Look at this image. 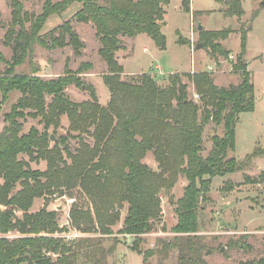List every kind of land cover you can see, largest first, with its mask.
I'll list each match as a JSON object with an SVG mask.
<instances>
[{"label": "trees", "instance_id": "1", "mask_svg": "<svg viewBox=\"0 0 264 264\" xmlns=\"http://www.w3.org/2000/svg\"><path fill=\"white\" fill-rule=\"evenodd\" d=\"M73 2L81 4L75 19L91 22L100 42L98 52L106 63L102 79L109 91L105 105L99 102L92 85H86L90 98L80 102L65 91L70 84L84 83L79 74L92 67L89 62L80 63L76 72L66 66L62 75L49 79L35 72L15 71L35 43L46 48L70 45L80 53L83 41L68 20L40 33L50 15L63 12ZM168 3L169 0H45L42 12L36 15L24 11L20 1L11 0L12 24L6 35L7 43H14V54L0 76V102L6 101L13 90L20 96L4 114L5 124L0 131V264H78L80 243L54 235L67 228L60 226L58 211L47 207L55 196L65 194L76 197L69 209V222L81 233L111 235L120 220V210L126 206L118 232L134 236L131 249L141 253L142 235L161 217L160 196L172 190L180 175L186 184L174 205L177 219L170 228L174 235L160 240V251L175 249V264H208L204 258L208 248L199 233L198 215L201 201L208 199L212 179L242 171L253 158L264 156V149L258 146L243 159L228 155L235 149L239 114L253 111L255 106L254 85L244 58L251 25L240 27L241 50L233 63L240 82L218 86L206 70L186 73L198 95L194 100L189 98L187 83L177 71L168 74L165 84L158 83L150 72L124 78L123 65L116 57L124 47L122 37L138 34L149 36L158 49L166 48L162 26ZM182 9L193 19L200 14L191 10L190 0H182ZM244 12L241 0H227L226 16L240 18ZM258 12L253 10L251 19ZM14 25H18L17 30ZM230 30L201 28L196 45L208 49L211 58L226 56L229 51L220 40ZM176 34L178 43H190L180 32ZM62 115L67 116L68 126L64 134L57 135ZM29 116L39 118L42 128L31 126L23 132V121ZM209 121L222 124L223 131L212 135L211 147L204 155L203 132ZM70 139L78 140L73 150ZM148 152L153 154L156 170L144 161ZM33 161H45V169L32 168ZM244 178L256 181L248 175ZM231 187L230 184L227 189ZM40 197L44 198L43 206L30 211L35 198ZM9 232L19 235L9 238ZM247 236L230 239L228 246L250 248ZM239 264H264V256Z\"/></svg>", "mask_w": 264, "mask_h": 264}, {"label": "rangeland", "instance_id": "2", "mask_svg": "<svg viewBox=\"0 0 264 264\" xmlns=\"http://www.w3.org/2000/svg\"><path fill=\"white\" fill-rule=\"evenodd\" d=\"M18 1L22 3L24 11L36 15L42 12L45 2V0ZM190 1L191 7L200 13L192 20L191 26L189 14L182 9V0H169L168 5L165 6L166 22L162 27L166 36L164 50L158 49L149 36L141 34L136 39L135 45L133 40L122 38L125 48L116 52V57L121 61L125 73H135L124 75V78L150 72L158 83L165 84L168 81V74L177 71L182 75V80L187 83L189 98L198 100L194 85L185 74L206 70L211 73L214 83L218 86L227 87L230 84L239 83L241 76L234 70L233 63L237 53L241 50L240 27L251 25L247 32L244 58L248 63L247 68L254 85L255 106L253 111L239 114L236 123L235 149L228 152L229 156L243 159L256 146L264 149V0H241L245 12L240 18L224 14L227 6L226 0ZM80 6L79 2H73L63 12L50 15L40 31L42 34L47 33L68 20L83 41L80 53L77 54L70 45L46 48L35 43L24 62L15 67V71L35 72L43 79H49L62 75L66 66L72 72H76L80 63L89 62L92 67L79 74L84 83L81 86L70 84L65 91L72 100L80 102L90 98L86 85H92L96 90L99 102L105 105L109 100V91L102 79V74L106 71V63L98 52L100 42L93 24L79 22L74 17ZM255 9H259V12L254 19H251L252 11ZM198 23L202 24L203 29L210 31L231 28L228 36L220 40L222 46L229 51L226 56L217 55L215 58L209 59L208 49L201 47L199 51L194 52L187 44L177 42L176 32H181L188 38L192 33L189 44L194 50H197L195 44L199 41ZM11 24V0H0V76L9 67L14 54V43H7L6 35ZM14 28L17 30L18 25H14ZM54 34L58 35L56 31ZM19 96L20 92L13 90L9 93L6 101L0 102V131L5 124L4 114L9 111ZM31 126L41 129L42 124L39 123V118L27 117L23 121L22 131L27 132ZM67 126V116L62 115L61 125L56 130L57 135L64 134ZM49 131L52 132V128ZM222 131V124L218 125L209 121L205 125L202 142L204 155L211 147L212 135H220ZM86 140L92 141L89 136H86ZM69 144L73 150L77 147L78 140L70 139ZM21 157L27 159L25 155H21ZM259 157L256 160L253 158L252 162L242 171L225 176H215L212 179L208 199L200 203L199 233L203 235V242L209 249H206L204 253L208 264H239L264 256V176L262 175V173L264 174V156ZM144 161L151 168L157 169L152 152L146 154ZM30 165L32 168L43 170L46 163L45 161H33ZM244 175H248L256 181L247 182ZM185 184V177L180 175L172 190L169 193L161 194V217L154 221L149 232L142 235V242L139 245L141 253L131 249L134 236L118 232L122 226L126 206L120 210V220L113 226L111 235L101 236L78 232L75 234L76 231L70 227L69 222L71 204H68L66 199L75 198L76 200V197L66 194L55 196L47 207L58 211L60 226L67 229L54 235L63 236L66 241L74 242V244L79 245L80 243L77 252L78 264H175L177 251L169 249L161 252L160 240H169L174 235L170 231L177 219L174 205L182 195ZM230 184L232 187L227 189ZM43 204L44 198H35L30 211L38 210ZM18 215L21 217L20 213ZM243 234L248 235L246 243L250 245V248L228 246L230 239H237ZM17 235H19L17 232H9L6 236L12 238ZM88 238L90 239L85 241ZM222 247L223 250H221ZM148 251H153V253L149 255ZM145 252H147L146 255H144Z\"/></svg>", "mask_w": 264, "mask_h": 264}, {"label": "crops", "instance_id": "3", "mask_svg": "<svg viewBox=\"0 0 264 264\" xmlns=\"http://www.w3.org/2000/svg\"><path fill=\"white\" fill-rule=\"evenodd\" d=\"M226 3H227V0H226ZM168 5V4H167ZM166 5V6H167ZM190 8H191V10L192 11H195V9H193L192 7H191V1H190ZM189 14V17H190V26H191V24H192V20H193V18H192V14L191 13H188ZM164 22H166V20H165V15H164ZM163 27V26H162ZM181 33V32H180ZM182 34V33H181ZM191 34L192 33H190V37H191ZM141 34H138V35H136V36H134V37H122V38H126V39H130V40H133V44L135 45V41H136V39L140 36ZM183 35V34H182ZM184 36V35H183ZM193 36H194V34H193ZM184 37H186L187 39H189L190 40V37L188 38L187 36H184ZM191 41V40H190ZM192 44V43H191ZM188 46H189V48L191 49V50H193L194 52H196V51H199L200 49L199 48H201V47H197V45L195 44V47L196 48H198L197 50H194V48L192 47V46H190V44H187ZM124 48L125 47H123V48H121L120 50H124ZM120 50H118V51H120ZM117 51V52H118ZM116 56H117V53H116ZM209 57V59H211V57L210 56H208ZM117 60L119 61V63H121V61L119 60V58L117 57ZM124 74L125 75H127V74H135V73H130V72H128V73H125L124 72ZM260 157H258V158H255V160L256 159H259Z\"/></svg>", "mask_w": 264, "mask_h": 264}, {"label": "built area", "instance_id": "4", "mask_svg": "<svg viewBox=\"0 0 264 264\" xmlns=\"http://www.w3.org/2000/svg\"><path fill=\"white\" fill-rule=\"evenodd\" d=\"M64 196V195H63ZM67 203L68 204H72L74 201H75V198H67L66 199ZM76 232H74L75 234L78 232V233H81L79 232L78 230L74 229ZM127 235V234H126Z\"/></svg>", "mask_w": 264, "mask_h": 264}, {"label": "water", "instance_id": "5", "mask_svg": "<svg viewBox=\"0 0 264 264\" xmlns=\"http://www.w3.org/2000/svg\"><path fill=\"white\" fill-rule=\"evenodd\" d=\"M201 28H202V24L201 23H198L197 24V29L200 30ZM197 47H202V45L201 44H198ZM51 139H54V136L53 135H51ZM221 250H223V247L221 248Z\"/></svg>", "mask_w": 264, "mask_h": 264}]
</instances>
